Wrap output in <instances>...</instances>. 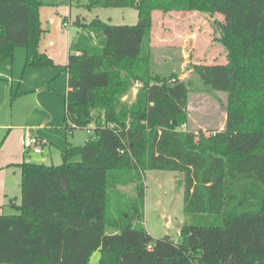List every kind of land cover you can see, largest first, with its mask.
<instances>
[{"label":"trees","instance_id":"1","mask_svg":"<svg viewBox=\"0 0 264 264\" xmlns=\"http://www.w3.org/2000/svg\"><path fill=\"white\" fill-rule=\"evenodd\" d=\"M42 0H0V61L26 48V67L54 65L40 50ZM134 7L135 24L77 16L71 40L61 164L24 160L18 213L0 214V264H264V0H71ZM221 15L227 61L191 65L197 79L153 65L154 12ZM197 81V82H196ZM200 84L203 88L195 86ZM138 86L137 97L126 95ZM227 94L226 123L182 130L191 90ZM67 136V137H68ZM178 171L185 214L178 243L145 228L144 173ZM63 180L66 186L63 185ZM134 185L135 191L123 187ZM112 228V232L108 231Z\"/></svg>","mask_w":264,"mask_h":264},{"label":"rangeland","instance_id":"2","mask_svg":"<svg viewBox=\"0 0 264 264\" xmlns=\"http://www.w3.org/2000/svg\"><path fill=\"white\" fill-rule=\"evenodd\" d=\"M64 16L61 18V23L70 22V32L76 35L80 30L75 24L77 16H81L86 21L99 17L113 24H135L138 21V10L134 7H96L89 10L72 6L70 0L68 12ZM215 19H222V16H210L197 11H173L166 14L155 11L152 55L156 71L162 74L177 72L182 78L191 77L195 81L197 77L190 71L193 63L226 62L227 50L218 40V31L213 24ZM195 86L203 88L200 84L195 83ZM136 97L137 94H134L132 89L123 100L130 104L135 101ZM226 103L227 94L224 92L207 88L191 90L190 119L181 129L195 133L199 131L210 133L223 129L227 118ZM53 151L52 157L46 164H61L63 162L61 152L56 148H53ZM36 160L41 162L37 157ZM143 176L145 183L143 223L145 228L156 238L167 237L178 243L181 239V228L188 221V216L185 214V190L184 187H177L183 174L178 171L148 170ZM123 189L130 193L135 191L134 185L123 187ZM7 206L11 208L12 204L8 201ZM108 231L112 232V228L108 227ZM99 258L100 251L97 250L93 253L89 264H98Z\"/></svg>","mask_w":264,"mask_h":264},{"label":"crops","instance_id":"3","mask_svg":"<svg viewBox=\"0 0 264 264\" xmlns=\"http://www.w3.org/2000/svg\"><path fill=\"white\" fill-rule=\"evenodd\" d=\"M42 1L40 18L45 31L40 50L53 59L54 65L26 67L23 46L15 47L11 60L0 61V214L19 212L17 205L21 204L22 192L18 163L29 159L37 162L36 157L47 163L53 148L62 152L67 139L74 145H82L88 139L85 128L78 127L69 136L65 129V96L69 90L65 65L71 40L78 34L72 35L70 22L67 27L61 23L70 0ZM133 91L137 94L138 87ZM27 129L48 141L42 154L24 150L23 135Z\"/></svg>","mask_w":264,"mask_h":264},{"label":"built area","instance_id":"4","mask_svg":"<svg viewBox=\"0 0 264 264\" xmlns=\"http://www.w3.org/2000/svg\"><path fill=\"white\" fill-rule=\"evenodd\" d=\"M64 27L69 26V22L65 21L63 23ZM87 132H90L89 130ZM48 143V141L39 136L38 134L32 132V130L27 129L23 135V147L26 153L33 152L34 154H42L43 147Z\"/></svg>","mask_w":264,"mask_h":264},{"label":"water","instance_id":"5","mask_svg":"<svg viewBox=\"0 0 264 264\" xmlns=\"http://www.w3.org/2000/svg\"><path fill=\"white\" fill-rule=\"evenodd\" d=\"M63 185H64V186H66V183H65V181H64V180H63ZM232 262H233V261H231V264H232Z\"/></svg>","mask_w":264,"mask_h":264}]
</instances>
